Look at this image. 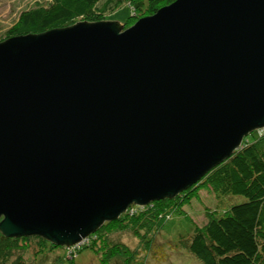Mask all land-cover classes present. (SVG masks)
<instances>
[{
    "label": "water",
    "instance_id": "95a60500",
    "mask_svg": "<svg viewBox=\"0 0 264 264\" xmlns=\"http://www.w3.org/2000/svg\"><path fill=\"white\" fill-rule=\"evenodd\" d=\"M264 127V0H173L123 29L0 42V232L70 246Z\"/></svg>",
    "mask_w": 264,
    "mask_h": 264
},
{
    "label": "trees",
    "instance_id": "16d2710c",
    "mask_svg": "<svg viewBox=\"0 0 264 264\" xmlns=\"http://www.w3.org/2000/svg\"><path fill=\"white\" fill-rule=\"evenodd\" d=\"M100 1L52 0L45 9L35 14L31 13L23 26L11 30L10 34L0 42L13 36L37 34L44 31L46 26H61L78 18L99 20L111 0H105L101 7H97ZM127 1L131 3L133 9L144 11L143 15H147L173 0ZM129 17L130 15L127 19ZM252 135V138L245 136L230 156L175 196L164 197L144 205L134 203L121 216L104 222L80 242L70 246L60 245V247L67 248L68 253H72L70 256H74L71 257L72 260L78 259L77 264H87L86 252L82 254L85 249L90 251L89 258H93L89 264L96 263L93 262L94 260H99L100 264H109L91 246L95 238L103 234L107 224L132 221L140 225L145 218L148 226L151 222L159 226L156 231V234H159L161 225L172 219L173 211L183 212V206L192 198H200L203 192L208 191L217 202H222L221 208L217 206L218 204L214 205L216 207L214 210L209 206L210 209L204 212L206 219L201 224L190 218L186 235L180 237L184 247L202 264H264V127L254 129ZM203 188L206 191H201ZM167 204L175 209L167 213V209H164ZM132 209L135 210L133 213L130 212ZM143 225L140 226L144 227ZM139 228L136 234H140ZM152 236H155V232H152ZM28 237L36 238L42 247L45 244L49 248L56 246L40 235L7 237L0 232V264H18V261L6 262L14 253L19 252L20 239ZM148 241L144 249L146 256L151 251L157 252L156 248H152L153 240L151 243V240ZM119 253L120 251L115 252V257L120 255ZM155 258L159 257L155 256ZM135 263L136 259H133L131 264Z\"/></svg>",
    "mask_w": 264,
    "mask_h": 264
},
{
    "label": "rangeland",
    "instance_id": "374dc122",
    "mask_svg": "<svg viewBox=\"0 0 264 264\" xmlns=\"http://www.w3.org/2000/svg\"><path fill=\"white\" fill-rule=\"evenodd\" d=\"M52 0H0V41L10 34L11 30L24 25V22L32 14L37 11L45 9ZM105 0H101L97 7H101ZM144 11H138L131 7V3L127 0L119 2L110 1L106 6L103 16L99 20H90L88 18H78L72 22L65 23L61 26H46L44 31L54 28H64L71 26L78 22H99V21H114L119 23L123 29L131 26L143 15ZM153 14V13H152ZM130 15L129 19L127 17ZM252 131L246 137L252 138ZM201 191H206L205 188ZM153 202V201H152ZM222 202H217L215 198L207 191L203 192L200 198L194 197L183 206L184 211H173L172 219L161 225V232L156 234L157 225L148 222L143 218L140 220V225L134 224L132 221L127 223L115 222L107 224L100 237L95 238L91 244L92 247L100 254V257L109 264H131L133 259H136L135 264H202L194 255H192L185 247L181 236L186 235L190 226V220L193 219L198 224L205 221V210L216 209L214 205L221 208ZM210 206V207H209ZM161 207V206H160ZM167 213L171 212L173 207L167 204L164 206ZM132 209L130 212L133 213ZM125 218V217H124ZM191 218V219H190ZM138 221V220H137ZM154 225V226H152ZM147 226V227H146ZM140 227V228H139ZM137 228L140 234H136ZM146 228V229H145ZM155 232V236H152ZM143 238V239H142ZM151 238V239H150ZM153 240L152 248H156L157 252H150L148 256L145 253L147 243ZM89 246V244H88ZM128 249V250H127ZM18 253H14L6 263L18 264H77L78 259L72 260L74 256H70L67 248H61L56 245L49 248L47 244L40 246L36 238L28 237L27 239H20V247ZM120 255L115 257V252ZM86 252L85 258L87 264L93 258H89L90 251L85 249L82 254ZM89 252V253H88ZM93 254V253H91ZM129 254V255H128ZM155 256L159 258H155ZM72 257V258H71ZM157 259V260H156ZM143 260V261H141ZM94 264H100L99 260H94Z\"/></svg>",
    "mask_w": 264,
    "mask_h": 264
}]
</instances>
